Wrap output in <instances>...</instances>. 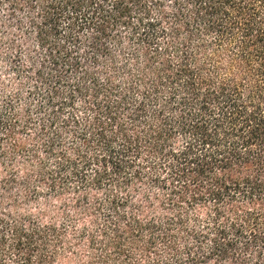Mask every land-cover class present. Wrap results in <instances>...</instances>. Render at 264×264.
Segmentation results:
<instances>
[{"label":"trees","instance_id":"trees-1","mask_svg":"<svg viewBox=\"0 0 264 264\" xmlns=\"http://www.w3.org/2000/svg\"><path fill=\"white\" fill-rule=\"evenodd\" d=\"M0 10V264H264V0Z\"/></svg>","mask_w":264,"mask_h":264},{"label":"rangeland","instance_id":"rangeland-1","mask_svg":"<svg viewBox=\"0 0 264 264\" xmlns=\"http://www.w3.org/2000/svg\"><path fill=\"white\" fill-rule=\"evenodd\" d=\"M0 20L6 21V15L4 11L0 10ZM4 34L13 35L14 31L12 28H9V31L3 30ZM10 80L9 77V71H8V65L5 62L4 59V50H0V81L8 82Z\"/></svg>","mask_w":264,"mask_h":264}]
</instances>
